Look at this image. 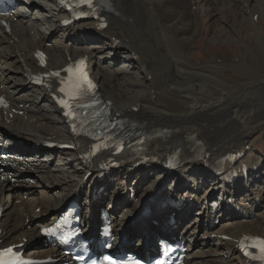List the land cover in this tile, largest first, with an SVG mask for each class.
I'll return each mask as SVG.
<instances>
[{
	"label": "bare ground",
	"instance_id": "1",
	"mask_svg": "<svg viewBox=\"0 0 264 264\" xmlns=\"http://www.w3.org/2000/svg\"><path fill=\"white\" fill-rule=\"evenodd\" d=\"M210 1L108 0V10L102 13L108 22L105 29L99 28L98 20L61 27L60 21L67 16L49 7L45 0H17L10 14H0V19L11 25L9 33L0 25V96L9 104L6 115L15 109L24 112L23 116L13 114L9 125L0 121V139H6L8 146L15 148H11L10 154L16 162L27 166L29 173L23 176L17 169L0 168V195L6 196L0 198V240L5 246L25 239L22 248L26 249L30 241L40 239L39 230L35 232L40 221L56 215L60 206L72 198L74 189L83 185L88 172L91 175L86 182L91 184V190L85 193L84 207L91 210L89 221H95L96 209L104 200L109 201L107 212L114 220L115 245L120 242V247L128 245L127 241L121 242L123 236L137 237L135 250L151 252V232L177 234L189 250L184 264H241L235 248L237 242L246 235L264 237V172H260L264 162L249 152L241 162L248 165L249 171L255 166L259 171L250 172L248 183L244 184L239 174L234 184L224 185L223 194L248 212L242 213L244 216L235 213V206L226 198L222 199L218 216L209 208L221 192L213 172L215 159L231 151L244 152L245 146L251 144L250 135L258 129L254 121L247 122L245 127L241 124L240 91L251 85L254 93L264 95V78L241 85L223 78L217 80L212 75L215 73L209 74L197 65V53L190 54V49H199L197 43L207 48L212 44L224 45L221 34L213 36L209 27L216 16L208 10ZM241 2L244 14L253 26L257 25L253 17L264 10L258 3L254 5L255 0H249V5L247 0ZM253 26L254 43L248 46L240 41L246 48L238 59L219 52L210 57V64H229L256 75L264 71V34ZM209 31L214 40H208ZM36 50L46 54V69L51 70L85 57L98 93L112 104L111 115L127 119L142 136L160 137L150 147L157 148L158 162L130 170L127 168L136 160L126 162L101 178L98 175L104 170L98 164L83 163L81 157L89 142L68 135L49 92L44 87H33L29 81V72L45 71L37 66ZM209 88L217 98L205 102L200 96ZM254 113L264 119V104ZM0 114L3 119L1 111ZM245 118L253 120L252 115ZM8 126L11 135L4 131ZM193 133L194 140L190 137ZM41 137L70 142L74 150L25 156L22 152L30 149L22 140ZM198 140L207 146V158L184 163L196 153ZM205 162L207 168L203 167ZM8 176L19 180V187L12 185ZM28 179L38 183L32 186ZM100 187L103 190L98 193ZM109 187L111 195L104 197ZM83 194L79 191L78 195ZM72 199L78 203V197ZM14 200L18 204L12 205ZM36 208H40V213L35 212ZM152 210L155 212L151 218L148 213ZM170 215L173 224H169ZM155 219L159 224L152 227ZM89 229L85 230L88 238L97 239V235L87 232ZM212 235L229 236V240L201 241ZM46 251L30 248L25 253Z\"/></svg>",
	"mask_w": 264,
	"mask_h": 264
},
{
	"label": "rangeland",
	"instance_id": "2",
	"mask_svg": "<svg viewBox=\"0 0 264 264\" xmlns=\"http://www.w3.org/2000/svg\"><path fill=\"white\" fill-rule=\"evenodd\" d=\"M213 1H215V2H213ZM247 1H248V5H249V0H247ZM242 3L243 2H241V0H211L209 2L210 8L208 7V10L209 11L211 10V13H216V16H214L212 18V20L210 21V23L213 26L210 25L209 27H210V29H212V31L214 33L209 31L208 40L209 41L214 40L212 38L210 39V37L212 36V33H213V36L216 34L217 35L221 34L220 40L224 41V45L223 46H221V45L215 46V44H212L213 47L207 48L205 45L204 46L202 45L203 43H197V46H199L198 50L196 48L194 50L190 49V54H191V52L197 53V56H198L197 65L202 66L203 69L207 73H209V74L215 73L212 75H215V78L217 80L218 79L220 80L223 78L228 83H236L238 85H241L244 82H254V81H256V79H261V78L263 79L264 78V71H261L260 74L256 75L255 73L249 71V69L241 68L242 70L240 69V71H239V70H237L239 68H236V67L231 66L229 64L226 66H217V64L213 65V64H210V60H211L210 57L211 56L214 57L219 52H221V54L224 56L228 55L230 53V55L233 56V58L238 59L236 57H238L241 53L245 52V48H246L245 46L246 45L250 46L254 43V36L253 35L255 34V32L252 31L253 25L250 22L251 20H250L249 16L247 14H244ZM257 3H258V6H260V8L262 10H264V0H259V1L255 0L254 5L256 6ZM241 7H242V9H241ZM214 8L216 10H214ZM193 10H195V7L193 8ZM225 10H226V12H225ZM227 11L228 12L230 11L229 12L230 15L228 14ZM223 13H225L226 15H223ZM255 15H256V21H254V22L257 25H254L253 27L256 28V30H258V31L262 30V32L264 34V18H263L264 17V11H262V12L259 11V13L257 12ZM241 19H243V20H241ZM239 22L241 24H239ZM258 22H260V24H258ZM213 27L216 30L213 29ZM231 27H233V28H231ZM224 30H226V31H224ZM219 31H220V33H218ZM236 33H238V34H236ZM238 38H239V40H238ZM240 41L246 42L245 43L246 45L245 46L240 45ZM229 88H230V86H229ZM240 94H241V96H240L239 107L243 111L241 124H243L245 127L247 122L254 121L255 125L258 126V129L250 135V139H251L250 143L251 144H250V146H248V145L245 146V151L249 152L250 156H253L255 158H260L261 161L264 162V125H263L264 119H262L256 113H254L262 104H264V95L261 93H258V94L254 93L253 87L251 85H248L246 89L240 91ZM200 98L203 101L207 102L210 99H216L217 95L213 94L212 89L209 88V90L206 91V93L204 92L200 96ZM247 115H252L253 120H247L245 118ZM261 171L264 172V164H262V166H261L260 172ZM30 183L33 186L38 182L36 180L32 179ZM45 184L47 186V185H49V182H45ZM59 192H60V190H58L57 193H59ZM5 197L6 196L5 195L3 196V194L0 195V198H5ZM28 199H31V198H28ZM17 203H18L17 200H14V203L12 205H16ZM108 203H109V201L104 202V207L107 208ZM38 211H39V209L36 208L35 212H38ZM29 230H30V228H29ZM35 232H36V229H35ZM31 243H35V246H33V248H31V249L37 248L36 251L39 250L38 252L43 251L42 249L45 250L46 245H47L41 239H39L35 242H34V240H32Z\"/></svg>",
	"mask_w": 264,
	"mask_h": 264
},
{
	"label": "snow or ice",
	"instance_id": "3",
	"mask_svg": "<svg viewBox=\"0 0 264 264\" xmlns=\"http://www.w3.org/2000/svg\"><path fill=\"white\" fill-rule=\"evenodd\" d=\"M80 2H81V3H87V4L91 5L92 0H80ZM80 63H82V62H80ZM65 71L69 72L70 74L77 75L78 78H79V81H80L81 83H88L89 87H91L90 82H88V81L86 80V77L84 76V74L82 73V71H81L79 68H77L76 73H73V69H72V68L65 69ZM57 75H58V74H57ZM68 83H69V89H68V91H67V93H66L67 95L72 96V95H74L75 93L79 92V90H80V83H74V82L71 80V77H70ZM60 91H61V92H65L66 90H65V88L62 87V88L60 89ZM59 102H60L61 104H63L66 108L69 106V105H68L65 101H63V100H61V101H59ZM66 115L71 116L72 113H71V112H67ZM73 131H75V126L73 127ZM94 147L98 149L100 146H99V145H96V146H94ZM44 231H45V232H50L51 229H45ZM245 239H248V238H245ZM255 245H256V246H259V248H260V252H261V256L256 257V258H257V259H264V240H259V239H257V240L255 241ZM15 255H16V254L13 252V249H12V248H7V249L0 250V264H11V262L8 261V260H5L4 257H5V256H12V257H14Z\"/></svg>",
	"mask_w": 264,
	"mask_h": 264
}]
</instances>
